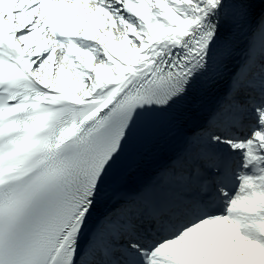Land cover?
Returning <instances> with one entry per match:
<instances>
[{
	"label": "snow or ice",
	"instance_id": "obj_1",
	"mask_svg": "<svg viewBox=\"0 0 264 264\" xmlns=\"http://www.w3.org/2000/svg\"><path fill=\"white\" fill-rule=\"evenodd\" d=\"M0 264H264V0H0Z\"/></svg>",
	"mask_w": 264,
	"mask_h": 264
}]
</instances>
